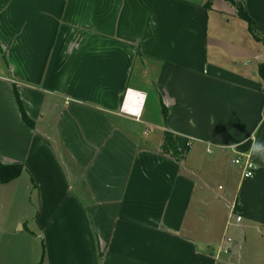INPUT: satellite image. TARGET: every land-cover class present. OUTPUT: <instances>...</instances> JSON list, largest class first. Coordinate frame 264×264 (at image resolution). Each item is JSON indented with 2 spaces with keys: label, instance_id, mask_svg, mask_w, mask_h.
<instances>
[{
  "label": "crops",
  "instance_id": "1",
  "mask_svg": "<svg viewBox=\"0 0 264 264\" xmlns=\"http://www.w3.org/2000/svg\"><path fill=\"white\" fill-rule=\"evenodd\" d=\"M206 1L0 0V160L38 196L0 264H264V160L233 163L264 141V45Z\"/></svg>",
  "mask_w": 264,
  "mask_h": 264
},
{
  "label": "rangeland",
  "instance_id": "2",
  "mask_svg": "<svg viewBox=\"0 0 264 264\" xmlns=\"http://www.w3.org/2000/svg\"><path fill=\"white\" fill-rule=\"evenodd\" d=\"M227 5L231 6L230 3ZM232 7V6H231ZM237 13V11H234ZM238 15V14H237ZM224 24L226 23V20L230 19L232 20V28L233 30L238 28V23H243V21L236 17H222ZM236 27V28H235ZM154 106V101H151L147 109H152ZM236 165V164H235ZM240 166V165H239ZM238 168V166H235ZM241 169V167H240ZM32 175L25 173L21 176V178L17 182V186H9V187H3V184H0V243L1 240H4L3 237V230L13 228L14 221L18 218H24L20 223H18L14 229H16L18 232L23 231V226H26L28 223L26 222V218H30L32 216V212L35 209L34 207L29 206V201H33L32 203H38V196L35 191H32L30 188V181H31ZM33 188V187H32ZM37 208V207H36ZM8 227V228H7ZM230 233H234L231 232ZM7 240V239H5ZM1 261V259H0Z\"/></svg>",
  "mask_w": 264,
  "mask_h": 264
},
{
  "label": "trees",
  "instance_id": "3",
  "mask_svg": "<svg viewBox=\"0 0 264 264\" xmlns=\"http://www.w3.org/2000/svg\"><path fill=\"white\" fill-rule=\"evenodd\" d=\"M213 0H207L205 3L206 8L209 10L211 7ZM231 3L236 11L238 16L247 23L248 30L252 37L259 43L264 45V34L259 30L257 23L255 20L248 14L244 0H224ZM258 74L262 84V88L264 89V61L260 62L258 65ZM22 116L24 121L29 125L32 126L31 120L26 115L25 111L21 107ZM162 151L167 153L179 160H182L184 156L179 152L177 142H176V135L171 132H166L163 137V144H162ZM24 165L22 164H5L0 160V182L7 183L10 182L18 177L24 171ZM34 181L33 177L31 178ZM35 184V183H34ZM240 205H235V212L239 213ZM43 251H45V246L43 243Z\"/></svg>",
  "mask_w": 264,
  "mask_h": 264
},
{
  "label": "built area",
  "instance_id": "4",
  "mask_svg": "<svg viewBox=\"0 0 264 264\" xmlns=\"http://www.w3.org/2000/svg\"><path fill=\"white\" fill-rule=\"evenodd\" d=\"M133 103H131V107H133ZM127 112L129 113H132L131 109H126ZM234 161H238V163H234ZM233 163L236 164V165H240L241 167V174H242V177L244 179H249V178H252L255 176V172H256V167H255V164L254 162L252 161V159H249L248 155L247 154H240L238 155L236 158L233 159ZM251 165V166H250ZM246 172H251L252 173V176L249 177L247 176L245 173ZM231 239L228 238V241H230ZM220 252H224V253H227V252H230V248H225V247H221L220 249Z\"/></svg>",
  "mask_w": 264,
  "mask_h": 264
},
{
  "label": "clouds",
  "instance_id": "5",
  "mask_svg": "<svg viewBox=\"0 0 264 264\" xmlns=\"http://www.w3.org/2000/svg\"><path fill=\"white\" fill-rule=\"evenodd\" d=\"M229 147H231L232 149H235L238 147V144L233 143L232 145H229ZM247 155L249 159H251L253 156H256L258 159L264 160V141H257L253 139V142L250 146V149ZM234 163H238V161H234ZM245 174L249 177L252 176L251 172H246Z\"/></svg>",
  "mask_w": 264,
  "mask_h": 264
},
{
  "label": "bare ground",
  "instance_id": "6",
  "mask_svg": "<svg viewBox=\"0 0 264 264\" xmlns=\"http://www.w3.org/2000/svg\"><path fill=\"white\" fill-rule=\"evenodd\" d=\"M137 95L138 93L136 92H133V91H129L128 93V97H127V100H126V104H125V108L128 109V108H131V101L132 99H137ZM142 96V95H141ZM144 98V95L142 96ZM131 111H138L137 109H131Z\"/></svg>",
  "mask_w": 264,
  "mask_h": 264
}]
</instances>
